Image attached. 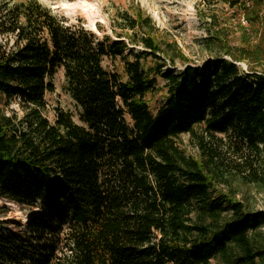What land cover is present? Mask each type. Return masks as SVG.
Wrapping results in <instances>:
<instances>
[{
  "label": "trees",
  "instance_id": "trees-1",
  "mask_svg": "<svg viewBox=\"0 0 264 264\" xmlns=\"http://www.w3.org/2000/svg\"><path fill=\"white\" fill-rule=\"evenodd\" d=\"M214 1L243 12L261 32L256 45L231 48L217 31L230 60L175 73L163 72V47L137 11L118 15L124 32L148 27L136 40L124 33L143 48L129 60L121 34L98 39L36 0L3 5L0 198L39 213L20 237L0 231V264H264V212L248 211L233 192L219 194L215 174L175 143L198 137L199 126L264 152V0ZM103 58L121 60L126 80L105 70ZM242 62L259 66L244 71ZM59 70L79 123L59 108L53 122L44 115ZM155 76L165 97L152 115L144 96ZM13 101L21 116L4 112Z\"/></svg>",
  "mask_w": 264,
  "mask_h": 264
},
{
  "label": "rangeland",
  "instance_id": "rangeland-1",
  "mask_svg": "<svg viewBox=\"0 0 264 264\" xmlns=\"http://www.w3.org/2000/svg\"><path fill=\"white\" fill-rule=\"evenodd\" d=\"M27 0H0V10L4 4H16ZM42 6L48 8L52 13L63 16L69 23L82 26L90 31L98 39L108 37L112 41L117 40V34L123 35L122 39L128 46L125 56L128 57L130 51H142L140 45H134L126 38L124 33L132 35L133 40L138 36H143L148 27L137 28L135 34L122 31V24L118 15L126 13L133 17L137 11L143 17L150 19L155 32L156 41L163 47L160 54L159 63L166 64L163 72L182 70L184 65L200 66L207 59L221 57L230 60L224 55V48L214 39L220 31L223 40L229 47H241L245 44L256 45L261 35L260 30L252 31L244 18L243 12L234 13L226 5L214 0H94L98 4L103 20H98L92 24L80 15H67L56 9L59 3L76 0H36ZM6 39L0 37L1 42ZM8 47L12 45V40H8ZM173 46H175L173 48ZM173 58L174 66L169 64V59ZM182 57L186 59L184 62ZM129 60L132 58L128 57ZM250 62V61H249ZM155 62L147 58L144 65L152 67ZM264 61L260 65H263ZM242 70H248L249 65L259 66L256 63L237 64ZM102 67L116 73L122 81L126 80L123 73L122 62L118 58H103ZM261 68V66H260ZM155 90L144 96L152 115L164 102L165 89L164 80L160 76H155ZM54 92L45 96L47 110L44 113L49 122L54 120V109L59 108L69 112L73 116V121L79 123L78 113L73 100L66 90V84L62 70H59L54 78ZM11 111L21 116L22 112L16 101L4 107L5 113ZM125 120L129 126L131 121L125 115ZM203 129L199 126L195 128L197 136L200 137ZM198 137H190L188 134L181 135L175 140L176 145L185 152L187 156L201 158L202 162L211 173L216 176L219 182L217 192L222 195L231 196L233 192L236 200L243 203L250 212H264V182H261L264 175V152L256 156L246 147L245 144L235 141L229 134H215L208 136L202 133L203 142ZM200 141V142H199ZM224 179V180H223ZM224 181V182H223ZM9 201L0 198V231L1 234L9 238L20 237L24 233L22 221L28 220L39 213V210L29 211L19 205L11 206ZM264 238V227L258 232ZM210 264H216L210 262Z\"/></svg>",
  "mask_w": 264,
  "mask_h": 264
},
{
  "label": "bare ground",
  "instance_id": "bare-ground-1",
  "mask_svg": "<svg viewBox=\"0 0 264 264\" xmlns=\"http://www.w3.org/2000/svg\"><path fill=\"white\" fill-rule=\"evenodd\" d=\"M59 11L67 15H80L86 17L90 23L94 24L98 20H103L101 11L97 3L94 0H76L73 2H61L56 7ZM11 206H15V203H9ZM28 225V219L25 218L22 221V229L25 230Z\"/></svg>",
  "mask_w": 264,
  "mask_h": 264
}]
</instances>
